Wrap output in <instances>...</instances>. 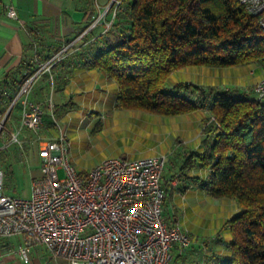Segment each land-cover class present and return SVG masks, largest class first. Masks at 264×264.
<instances>
[{
    "label": "trees",
    "instance_id": "obj_1",
    "mask_svg": "<svg viewBox=\"0 0 264 264\" xmlns=\"http://www.w3.org/2000/svg\"><path fill=\"white\" fill-rule=\"evenodd\" d=\"M106 16L111 24L89 66L116 83L114 108L161 117L197 110L209 114L212 129L204 147L185 153L170 176L189 179L213 199L237 205L238 211L224 226L231 236L222 243L230 254L211 256L205 264H264L262 98L234 99L229 90L190 83L164 90L171 73L182 68L264 62V29L258 18L237 6L236 0H114ZM23 78L7 75L0 82L5 94L0 97V114L12 99L6 88L14 95ZM193 170L206 171V176H191ZM164 192L165 204L170 192Z\"/></svg>",
    "mask_w": 264,
    "mask_h": 264
},
{
    "label": "built area",
    "instance_id": "obj_2",
    "mask_svg": "<svg viewBox=\"0 0 264 264\" xmlns=\"http://www.w3.org/2000/svg\"><path fill=\"white\" fill-rule=\"evenodd\" d=\"M113 1L108 2L105 13ZM236 4L257 17L264 29V0H236ZM3 12L7 19L18 20L14 6H3ZM102 19H93L85 32ZM110 24H103V34ZM65 50L38 63L29 74L25 72L11 100L10 107L16 101L23 105L19 130L32 132L39 140L40 168L39 175L32 178L28 199L3 192L4 173L0 169V238L24 236L18 253L25 261L30 247L39 245L67 264H170L172 249L182 253L190 237L186 229L169 225L163 215L165 156L108 158L81 173L73 166L71 144L62 129L46 140L39 135L44 108L29 96L34 84L62 60ZM251 91L264 99V75ZM10 107L0 115V137L7 133L5 120ZM17 138L18 133L13 134L9 142L17 143Z\"/></svg>",
    "mask_w": 264,
    "mask_h": 264
},
{
    "label": "crops",
    "instance_id": "obj_3",
    "mask_svg": "<svg viewBox=\"0 0 264 264\" xmlns=\"http://www.w3.org/2000/svg\"><path fill=\"white\" fill-rule=\"evenodd\" d=\"M0 1L2 4L0 7V82L7 75L9 77L14 75L16 79L20 80L26 71L32 70L38 63L53 57L59 51L66 48L62 55V60L51 68L48 75H44L34 84V88L29 96L30 101L41 104L44 108V123L41 133H39L42 139L46 140L56 136L52 124L47 121V118L58 106H60L58 105L59 103L66 108V114H71L76 107L75 111L81 115L80 118H84V111L89 109L92 111L97 109L100 113L105 111L112 112L114 110L119 111L114 108L117 95L116 83L112 79H109L102 71L89 66V62L92 61L96 49L101 46L105 38V34H103V24L107 22L109 18L105 13L109 5L108 0H98L97 6L95 0ZM6 5L14 6L18 15V20H10L5 17L3 6ZM100 16L103 17L102 21L93 30L85 32L87 25L93 19ZM262 67H264V65L255 63L249 67L247 74H244L241 70L234 71H240L244 77H247L246 82H251L252 85L264 75ZM211 69L215 70H211V72H209L210 70H200L195 74L194 72L192 73L195 76L198 75L200 78H206L205 82L192 79L194 80L193 82L185 78L179 83H190L202 88L213 87L215 89H221L223 73L217 72L216 69L220 68ZM49 90H53V93H57L60 99L59 103L56 104L52 100L50 101ZM110 91H114V96L112 101L108 102ZM6 95L12 97V99L14 98V95L8 88H6ZM0 97L5 98V94L2 93V90H0ZM68 99H78L80 101V106L75 104L70 107L69 105H71V103H66ZM11 100L5 105V109L10 107ZM0 108L3 109V105H0ZM22 109L23 105L21 101H16L10 107L5 121L7 133L0 137V152L6 153L5 158L2 159L3 165L0 167L4 176L12 171V166L10 165L11 161L20 165L22 162L28 160L31 155H37L38 146L35 138L32 139L29 131L24 129L19 130ZM195 112H199L200 116L194 118L193 122L188 121L184 124L194 123L196 125L194 132H198L203 128H201V121L203 122L204 117H206L204 115H207L208 112L206 110H197ZM184 124L180 126L182 127ZM184 130L185 132H190L188 128H184ZM201 132H199L196 137L189 140L190 142H186V144H193L198 141L194 146L195 149L179 154L180 158L187 152L199 151L204 147L205 139L200 138ZM16 133H18V142L10 143V136ZM190 135L192 136L193 133ZM139 158L146 157L125 159L135 160ZM180 164L181 162L179 165ZM191 174H197L204 178L206 176V171L193 170ZM162 180V187L168 189L170 192L169 194H178L176 199L180 205L184 204L181 193H183V195L187 193L192 196L199 192L200 195H207L204 191L197 189L195 186L190 184L187 185V183H190L188 180L180 181L181 183L176 187L178 192H175L176 190H172V187L169 186L171 185V181H173L171 177H166ZM184 189L187 190L184 191ZM196 201H194L191 206L189 205L193 209L195 208V210L200 207V205H197ZM168 202L167 200L163 206V215L167 223L169 225H180V222H175L170 218ZM180 226L186 229L185 221H183ZM224 240V242H227L230 240V236ZM204 242V240L201 242H194L192 240L181 253L180 257H178L179 254L174 247L171 251L170 264H205L207 262L206 260L211 256L223 257L230 254L229 249L225 247L220 239H217L216 244H212L214 242H209V245H206ZM24 243L25 238L22 235L0 238V264H67L63 258L53 257L46 248L39 245L30 247L26 254L27 261H25L18 253V250L24 246Z\"/></svg>",
    "mask_w": 264,
    "mask_h": 264
},
{
    "label": "rangeland",
    "instance_id": "obj_4",
    "mask_svg": "<svg viewBox=\"0 0 264 264\" xmlns=\"http://www.w3.org/2000/svg\"><path fill=\"white\" fill-rule=\"evenodd\" d=\"M260 64L264 65V62ZM251 65L253 64L216 69L217 72L223 73L221 90H229V95L234 99L259 100L258 96L251 91L254 84L251 85V82H246L247 77H244L240 71H234L241 70L244 74H247ZM200 70H210L209 72H211V70L215 69L209 67H186L176 70L166 80L164 90L168 91L172 85L183 81L185 78L188 81L190 79L194 82L192 79H195V81L205 82L206 78L194 75ZM262 70H264V67H262ZM193 72L194 74H192ZM113 92L110 91L108 102L112 101ZM49 99L56 104L60 102L57 93H53V90H49ZM260 101L264 104V99ZM67 102L71 103L70 107L75 104L80 106L78 99H68L66 100ZM58 105L60 106L53 112V115L50 114L48 116L47 121L52 124L55 135L58 134L59 129L66 133L71 144L70 158L73 166L77 172L81 173L88 172L99 162L108 158L132 159L135 157L163 155L166 159L162 177L173 176L182 159L179 154L194 150V146L198 143V141L193 144H186V142H190L189 140L196 137L201 131L200 138L205 139L209 137L212 129L208 114V116L204 115L206 117H204L203 122L201 121V128L203 127L201 131L194 132L196 129L194 123L184 124L188 121L193 122L194 118L200 116L199 112L175 117H161L135 110L117 109L119 111L100 113L97 109L93 111L89 109L84 111V118H80L81 115L75 111L76 107L71 114H66V108L61 106L60 103ZM181 124H184V126L181 127ZM184 128H188L190 132L192 131L193 135L191 136L190 132H185ZM30 133L32 139L35 138L38 146L37 142L39 140H36V135L32 132ZM39 133H41V130ZM5 155V152H0V167L3 165L2 159L5 158ZM10 165L12 166V171L5 174L3 178V192L13 197L30 198L32 178L39 174V158L37 155H31L28 160L20 165L12 161ZM58 175L62 178L63 172L59 171ZM191 176L195 175L191 174ZM189 182L187 185H192V182ZM179 183H181L179 177H175L169 186L172 187V190L178 192L176 187ZM186 190L184 189V191ZM198 193L192 196L187 193L185 195L181 193L183 205H180L176 199L178 194H170L167 197L170 218L181 224L185 221L190 243L192 240L194 242L204 240L206 245H209V242L216 244L217 239L224 242V239L231 236L227 228L224 227L225 223L227 219L238 211L237 205L232 200H215L210 196ZM194 201L197 202V205H200L196 210L190 207Z\"/></svg>",
    "mask_w": 264,
    "mask_h": 264
}]
</instances>
